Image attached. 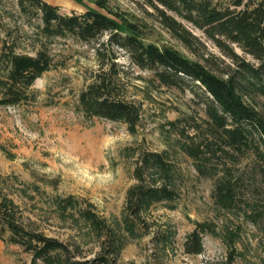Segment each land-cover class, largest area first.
<instances>
[{
	"label": "rangeland",
	"instance_id": "rangeland-1",
	"mask_svg": "<svg viewBox=\"0 0 264 264\" xmlns=\"http://www.w3.org/2000/svg\"><path fill=\"white\" fill-rule=\"evenodd\" d=\"M15 1L0 0V51L3 42H7L13 43L17 52L29 55L44 48L52 58V69L34 81L26 101L0 105V192L20 206L24 222L48 236L76 242L83 253L92 257L96 243L80 240L78 230L51 211L49 199L71 195L93 204L107 219L119 217L126 191L134 184L133 161L122 158L120 151L129 146L157 152L168 150L178 170V198L172 204L150 208L146 217L149 231L128 241L119 263L217 264L227 257L228 248L208 233L202 237L200 254L189 255L183 249L196 224L208 223L217 230L237 234L235 246L242 256L234 264H264V171H260L264 165L246 155L239 156L235 164L214 158L208 170L216 175L202 177L193 160L179 151L186 136L195 134L193 126L201 124L205 128L202 120L207 95L202 87L190 81L178 88L166 87L154 78L152 71L133 66L125 51L112 47L118 68L124 72L120 75L121 94L141 107L140 122L136 133L130 134L121 122L87 118L78 108V95L99 71L102 59L95 50L98 43L107 42L108 36L90 43L71 37L46 40L34 29L38 19L19 12ZM43 1L57 6L62 14L92 9L112 16L97 7L95 0ZM106 2L110 10L138 23L147 42L171 46L192 60L204 55L220 68L231 64L199 30L183 22L201 41L197 55L191 53L159 24L154 10L142 0ZM236 52L252 61L237 48ZM103 62L104 68H109L107 61ZM257 102L261 105L263 101ZM170 122H175V126ZM224 164L236 182L235 203L228 211L221 209L213 197ZM171 205L173 209L168 207ZM156 236H167V245L158 243ZM0 264H31V255L0 240Z\"/></svg>",
	"mask_w": 264,
	"mask_h": 264
},
{
	"label": "trees",
	"instance_id": "trees-1",
	"mask_svg": "<svg viewBox=\"0 0 264 264\" xmlns=\"http://www.w3.org/2000/svg\"><path fill=\"white\" fill-rule=\"evenodd\" d=\"M142 1L154 10L159 24L191 53L197 55L201 41L183 22L199 30L231 64L220 68L204 55L198 54L200 59L192 60L171 46L147 42L138 23L110 10L106 0H95V4L107 10L111 17L92 9L62 14L57 6L43 0H16L14 5L19 12L38 19L34 29L46 40L71 37L90 43L108 36L107 42L98 43L95 50L102 59L99 71L78 95V108L85 117L121 122L130 134L136 133L141 107L121 94L120 75L124 72L118 68L112 47L121 49L133 66L152 71L160 84L178 88L190 81L206 93L202 120L205 128L201 124L193 126L195 134L186 136L187 140L179 144V151L193 160L200 176L216 175L208 170L214 158L235 164L239 156L246 155L264 165V0ZM2 13L0 5V28ZM236 48L252 61L238 54ZM104 60L109 68H104ZM51 69L52 58L44 48L29 55L17 52L13 43L3 42L0 105L26 101L34 81ZM257 99L263 101L261 105ZM169 125L175 126V122ZM120 156L132 159L134 184L126 191L119 217L107 219L93 204L80 202L71 195L49 199L51 211L61 221H69L78 230L80 240L96 243L92 257L83 253L76 242L59 240L26 224L20 206L3 192H0V240L29 253L31 264H134L119 263V255L129 240L149 231L146 217L152 206L176 201L178 170L168 150L157 152L129 146L120 151ZM260 169L264 171V167ZM222 171L213 197L221 209L228 211L235 203L236 182L230 168L225 165ZM22 192L25 195V190ZM168 207L173 209L172 205ZM206 233L220 239L228 248L227 257L217 264H234L242 256L235 246L238 242L235 232L217 230L208 223H197L187 235L184 253L200 254ZM155 240L167 245L168 237L156 236Z\"/></svg>",
	"mask_w": 264,
	"mask_h": 264
}]
</instances>
